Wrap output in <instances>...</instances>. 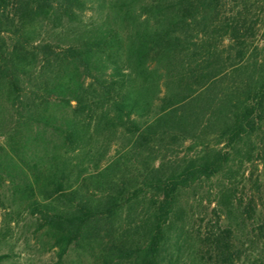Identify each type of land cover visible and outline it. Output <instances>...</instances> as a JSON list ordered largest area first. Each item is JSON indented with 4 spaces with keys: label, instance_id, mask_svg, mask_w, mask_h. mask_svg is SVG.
Masks as SVG:
<instances>
[{
    "label": "trees",
    "instance_id": "obj_1",
    "mask_svg": "<svg viewBox=\"0 0 264 264\" xmlns=\"http://www.w3.org/2000/svg\"><path fill=\"white\" fill-rule=\"evenodd\" d=\"M0 138V211L57 262L243 263L237 234L262 262L237 184L264 165V0H0ZM214 179L194 231L182 202Z\"/></svg>",
    "mask_w": 264,
    "mask_h": 264
},
{
    "label": "rangeland",
    "instance_id": "obj_2",
    "mask_svg": "<svg viewBox=\"0 0 264 264\" xmlns=\"http://www.w3.org/2000/svg\"><path fill=\"white\" fill-rule=\"evenodd\" d=\"M91 16L96 17L88 12L86 18L89 19ZM260 41L258 37L256 43ZM183 151L184 149L181 150ZM261 156L262 154L257 155L253 163H247L242 167L243 176L239 177L240 183L237 184V194L243 199L244 204L253 196L257 200L258 216L262 215V203H264V165ZM217 183L215 179L204 182L196 194H189L185 199L187 203L185 200L182 202L187 214L185 223L194 231L202 232L206 226H216L219 222L213 211ZM13 220L8 223L5 212L0 211V256H6L0 264H92L90 256L76 251H70L60 262H57L54 250L50 249L46 239L34 235L33 221L26 214L15 216ZM225 222L227 221L224 218ZM237 238L238 240H235L237 245H239L238 241L244 243V246L239 248L243 251L241 259L244 262L237 261L236 264H250L249 262L264 264V260L254 262L262 251L261 245L250 242V235L245 237L244 234H237ZM246 258H249V261H245Z\"/></svg>",
    "mask_w": 264,
    "mask_h": 264
}]
</instances>
